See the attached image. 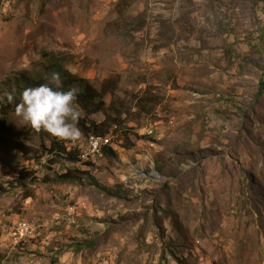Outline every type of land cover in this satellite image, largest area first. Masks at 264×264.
I'll return each mask as SVG.
<instances>
[{"label":"rangeland","instance_id":"374dc122","mask_svg":"<svg viewBox=\"0 0 264 264\" xmlns=\"http://www.w3.org/2000/svg\"><path fill=\"white\" fill-rule=\"evenodd\" d=\"M53 72L64 91L119 80L92 116L123 113L105 134L116 157L16 114ZM69 168L79 179L55 180ZM21 171L36 180L13 185ZM53 207L61 234L44 242L33 213ZM23 220L38 234L6 236L0 264H264V0H0V237Z\"/></svg>","mask_w":264,"mask_h":264},{"label":"clouds","instance_id":"9594fccd","mask_svg":"<svg viewBox=\"0 0 264 264\" xmlns=\"http://www.w3.org/2000/svg\"><path fill=\"white\" fill-rule=\"evenodd\" d=\"M59 86L60 75L53 72L49 83L21 92V101L15 111L31 127L43 129L59 139L76 142L81 136L77 127L81 113L74 103L79 89L72 87L64 91ZM7 100H13L12 93L7 94Z\"/></svg>","mask_w":264,"mask_h":264},{"label":"trees","instance_id":"16d2710c","mask_svg":"<svg viewBox=\"0 0 264 264\" xmlns=\"http://www.w3.org/2000/svg\"><path fill=\"white\" fill-rule=\"evenodd\" d=\"M57 71L59 70L61 74H69L63 67H60V65H56ZM59 68V69H58ZM70 82H78L81 87H83V90L78 92V95L76 97L75 102L78 103L80 108L84 112V116L81 117L78 120V128L83 133V135H89L90 133H95L98 135H105L109 132L112 124L115 122L114 120H118V117L122 116V112H117V117L115 119H111L110 115L106 114V117L103 121H98L92 116L104 111V97L108 94L114 95L118 88L119 80L115 79V77H110L108 79H105L102 83L101 90H98L94 88L86 79H71ZM72 83H70L67 87L71 86ZM135 145V143L132 141L129 135L125 136V145H123L124 148L130 149ZM17 148L22 152H30L29 147L24 146H17ZM26 150H25V149ZM47 152H50L51 154H55L57 156L63 155V157L69 158V160L78 162L81 161L80 155L77 152H73L72 150L67 152V148L62 145H53L50 146L48 149L46 148ZM68 153V154H67ZM103 154L107 157H116L118 155V152L116 149H114L113 146L109 145L103 148ZM40 159L41 157H36ZM81 171L79 169H72L69 168L65 172L60 173L56 177V181L59 182H68V181H74L76 179H79V176H77V173H80ZM34 173L29 171H21L19 178L15 179V181L12 182V184H19L20 186L26 187L27 180L30 182L35 181L36 178L33 176ZM90 178V183L92 185H96L97 187L107 191L106 187L100 185L98 181L93 178ZM45 180V179H44ZM6 190V189H4ZM93 245L94 243H90ZM75 249L79 250L82 248V243H77L75 245Z\"/></svg>","mask_w":264,"mask_h":264},{"label":"bare ground","instance_id":"6f19581e","mask_svg":"<svg viewBox=\"0 0 264 264\" xmlns=\"http://www.w3.org/2000/svg\"><path fill=\"white\" fill-rule=\"evenodd\" d=\"M89 139L86 145L81 146V148L77 147V149L84 153L85 157H92L99 155V149L101 148V153H103V148L109 146L111 143V139L107 135H94L90 134ZM108 137L105 144H103V138ZM96 140V148H92L91 141ZM27 230H23L21 227H26ZM40 225H36V223H31L29 220H23L16 223H13L9 228V236L14 239V241L18 244L22 241H26L29 238L36 236L38 234L37 230H39Z\"/></svg>","mask_w":264,"mask_h":264},{"label":"crops","instance_id":"0c3cea01","mask_svg":"<svg viewBox=\"0 0 264 264\" xmlns=\"http://www.w3.org/2000/svg\"><path fill=\"white\" fill-rule=\"evenodd\" d=\"M52 202H54V200H52ZM55 207H53L54 210L52 211L53 216L49 213L50 211L36 212V214H35V212L33 213V216L34 217L36 216V219H34V220L42 221V218H43V222L46 223V225H47V227L43 231V235L40 236L43 239L42 241H44V242L48 239H52L51 237L56 236L57 234H61L60 231L57 232L55 229L60 224L55 225V224L51 223L55 219V217L58 216L57 214H59V212H56L57 209H55ZM6 227H8V226H6ZM9 228H10V226L8 228H5L4 233L2 234V237H0V249L2 247L10 249V245L8 243V240L6 239V236H9ZM6 231L8 232L7 235H6ZM7 238L10 240V236ZM26 246H27V244H25V247Z\"/></svg>","mask_w":264,"mask_h":264},{"label":"built area","instance_id":"2783aa9c","mask_svg":"<svg viewBox=\"0 0 264 264\" xmlns=\"http://www.w3.org/2000/svg\"><path fill=\"white\" fill-rule=\"evenodd\" d=\"M107 138H108V137L103 138V144L106 143ZM91 145H92V148H96V140H92V141H91ZM98 149H99V156H101V148H98ZM28 227H29V226L21 227V228H23V230H24V232H25V230H27Z\"/></svg>","mask_w":264,"mask_h":264}]
</instances>
